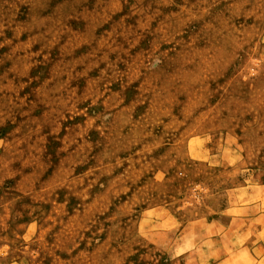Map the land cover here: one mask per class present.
Here are the masks:
<instances>
[{
  "label": "rangeland",
  "instance_id": "1",
  "mask_svg": "<svg viewBox=\"0 0 264 264\" xmlns=\"http://www.w3.org/2000/svg\"><path fill=\"white\" fill-rule=\"evenodd\" d=\"M195 125L204 155L231 131L243 171L186 162ZM9 163L23 227L0 196V264L215 263L179 225L213 216L198 164L264 182V0H0L2 191Z\"/></svg>",
  "mask_w": 264,
  "mask_h": 264
},
{
  "label": "crops",
  "instance_id": "2",
  "mask_svg": "<svg viewBox=\"0 0 264 264\" xmlns=\"http://www.w3.org/2000/svg\"><path fill=\"white\" fill-rule=\"evenodd\" d=\"M194 112L195 115L199 116V110ZM222 115L224 116L225 114ZM229 117L234 116L230 115ZM195 122H198V119H195ZM212 124L214 127L223 126L221 123L218 124L214 121ZM231 125L236 130L235 119H231L230 125L228 123V126ZM244 127L246 129V124ZM191 128L193 127H190V129L187 127L186 131L192 130ZM194 129L195 132L187 136L185 140V146L189 149L185 157L186 162H204L203 160L206 159L212 165H226L229 166L228 169L231 170L232 176L236 174L237 170L243 171V166H246V163H243L242 160L244 156L241 159L239 158L237 149L239 143L236 139L233 141L231 138L233 133L231 131L225 130V134L219 135L214 141V144L219 148L227 145L225 141H228L230 145L231 150H227L225 155L220 156L217 152L204 155L203 151L213 145V143L207 144L210 139L203 137L202 131H198V125H195ZM232 151L233 156L231 155ZM198 166L200 167L197 168V176H200L198 180L205 182L211 178L213 181L214 176L211 175L210 177L208 174L210 172L213 174L214 171H206L205 167L200 166V164ZM15 172V166H11L9 163L7 165V174L5 175L8 186L5 190H0V196L4 195L7 200L4 210L9 213H7L3 226L11 230L23 227V221H19L23 219L18 215L22 213L20 207L23 205V189H20V187H23V179L25 177H23V171L20 174ZM199 172H201V175ZM168 174V169L164 168L163 179L165 181L169 180ZM204 182L198 184L199 191L197 195L202 198L207 195L208 200L210 198H213L212 201L215 200L211 207L213 216L209 219L201 217L189 222L181 221L179 226L183 230L179 234L180 253L186 254V257L191 256L187 254L189 249L187 247V249L184 248L185 235L183 233L187 232L188 229H196L198 241L195 249L198 254L200 252L208 253L209 255H206L207 259L216 260L213 264H221V261L222 264L225 261L226 263L232 261V264H264V182L247 179L243 187L235 188V184H228L222 190H219L218 186L213 182L208 185ZM222 195L225 196L223 203L222 199H220ZM205 203L207 204V202ZM164 212L172 214L171 209L166 206L164 207ZM167 223L165 221L164 228L166 226L171 227ZM204 233H207L206 237H204ZM21 236L23 238V232ZM255 237L257 239H254ZM234 261L236 262L234 263Z\"/></svg>",
  "mask_w": 264,
  "mask_h": 264
}]
</instances>
